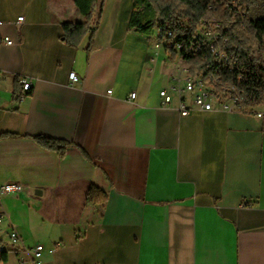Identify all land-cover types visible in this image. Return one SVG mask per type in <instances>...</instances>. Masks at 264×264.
Here are the masks:
<instances>
[{"label": "crops", "instance_id": "0c3cea01", "mask_svg": "<svg viewBox=\"0 0 264 264\" xmlns=\"http://www.w3.org/2000/svg\"><path fill=\"white\" fill-rule=\"evenodd\" d=\"M138 11L100 0L90 20L74 0H0L13 41L0 45V186H21L0 197V264H33L13 232L44 247L41 264H264V108L163 107L160 91L191 66ZM77 23L90 32L72 47L64 25ZM21 78L33 84L23 100ZM93 186L106 201L89 202Z\"/></svg>", "mask_w": 264, "mask_h": 264}, {"label": "trees", "instance_id": "16d2710c", "mask_svg": "<svg viewBox=\"0 0 264 264\" xmlns=\"http://www.w3.org/2000/svg\"><path fill=\"white\" fill-rule=\"evenodd\" d=\"M74 1L78 9L87 15L90 20L100 2V0ZM243 2L246 6L247 17L237 21L225 9L223 0H137L139 11L136 14V22L140 25L142 31L147 30L148 33L149 24L156 27V29L158 26H163L166 30V24L173 25L176 21H182L183 24L178 31L186 34L187 38L194 35L201 21L211 22L213 19H218L226 27H235V30L231 33V41L240 48L242 69L233 75L213 74L221 76L224 82L237 83L243 91L245 107L254 112L258 108H264V57L256 55L253 49V44H255L258 51L264 50V0H243ZM258 4L262 8V15L256 16V18L251 17L252 9ZM89 24H65L64 38L67 44L78 47L90 32ZM160 39H165L164 34ZM166 50L173 57L178 55L169 47ZM182 59L191 66L193 75H199L209 63L213 62V57L206 56L205 58L203 55L198 57L182 56ZM36 140L41 146L58 151L61 155H64L66 149L70 146L65 141L46 136H37ZM88 199L90 203L100 204L107 200V195L100 188L93 186L90 189ZM5 256H7V253H1L2 258Z\"/></svg>", "mask_w": 264, "mask_h": 264}, {"label": "built area", "instance_id": "2783aa9c", "mask_svg": "<svg viewBox=\"0 0 264 264\" xmlns=\"http://www.w3.org/2000/svg\"><path fill=\"white\" fill-rule=\"evenodd\" d=\"M223 6L230 10V15H236V19L243 20L247 17V10L243 0H223ZM24 22V17L18 19V23ZM183 24L182 21H176L173 25L166 24V39L168 40L169 48L176 52L181 58L182 56L199 55L213 57V62L209 63L199 75H193L191 67L186 69L187 77L185 79H177L178 83L169 89L160 91L162 106L167 108L173 103L174 97L179 98L178 111L181 117H186L192 112H213L222 111L226 113H250L251 111L245 107L243 91L237 83V92L220 91V84L212 83L211 73L233 75L240 72L242 65L240 62V48L232 43V31L235 27H226L220 24L219 20L214 22L201 21L198 30L191 38H187L186 34L181 33L178 29ZM4 25L0 22V26ZM237 37V36H236ZM13 45V41L9 37L0 35V45ZM80 82L79 76L72 72L70 74V84L75 86ZM230 82H232L230 80ZM20 83L23 85V94L20 99L23 100L26 94H29L33 89L32 80L21 78ZM112 94V90L108 91ZM137 94L132 93L131 98L136 99ZM259 118L263 114L258 113ZM21 191V186L15 183L5 184L0 186V197L8 194H15ZM5 214L0 213V225L3 224ZM14 246H20L25 252L32 254L33 264H41V256L44 250L42 245H39L32 250H28L23 243L22 238L17 232L10 235Z\"/></svg>", "mask_w": 264, "mask_h": 264}, {"label": "bare ground", "instance_id": "6f19581e", "mask_svg": "<svg viewBox=\"0 0 264 264\" xmlns=\"http://www.w3.org/2000/svg\"><path fill=\"white\" fill-rule=\"evenodd\" d=\"M224 7L226 9V6H224ZM228 11L230 13V10H228ZM232 17H233V19H236V15H232ZM215 20H218V19H213L211 22H214ZM157 30H158L160 36H163V34H164L165 39H166V30H164V27L163 26H158ZM164 42L166 43L167 47H169V41L168 40H164ZM211 80H212V83H222V84H220V91H223V92H237V85L229 83V82H224L222 80L221 76H216L215 74L211 73Z\"/></svg>", "mask_w": 264, "mask_h": 264}, {"label": "rangeland", "instance_id": "374dc122", "mask_svg": "<svg viewBox=\"0 0 264 264\" xmlns=\"http://www.w3.org/2000/svg\"><path fill=\"white\" fill-rule=\"evenodd\" d=\"M262 8H261V6L258 4L257 6H255L253 9H252V13H251V17H254V18H256V16L257 17H259V15H262ZM148 28H149V31H148V34H153L155 37L157 36V38L159 37V34H158V32H157V29H156V27H152L151 26V24H149L148 25ZM146 33H147V30L145 31ZM253 49H254V51H255V53H256V55H261V57L263 58L264 57V50H262V51H258V47H257V45H255V44H253ZM179 56V55H178ZM179 65H180V63H178ZM177 68H180V66L178 67H176L175 68V70L177 69Z\"/></svg>", "mask_w": 264, "mask_h": 264}]
</instances>
